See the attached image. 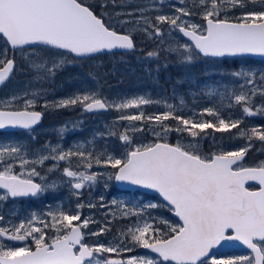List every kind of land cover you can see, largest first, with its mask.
<instances>
[{
    "label": "snow or ice",
    "instance_id": "6c2138e0",
    "mask_svg": "<svg viewBox=\"0 0 264 264\" xmlns=\"http://www.w3.org/2000/svg\"><path fill=\"white\" fill-rule=\"evenodd\" d=\"M249 2L259 3L261 10L242 12L238 16L233 14L234 18H229V11L244 8ZM111 3L115 5L116 0H111ZM180 3L184 4L185 0H180ZM195 6L199 7V13H193L187 7L176 8L179 15L158 14L155 22L144 15L146 9H137V22L143 21L141 30L150 38L163 36L159 27L161 24H167L170 30L188 37L193 42L192 46L184 44L170 49L180 52L182 62L192 63L201 55L206 58L264 57V0H195ZM103 7H107V0ZM197 14L204 21L203 25L182 19ZM127 15L135 13L129 12ZM129 22L119 21L121 24ZM0 40L5 45L0 50V85L16 69L14 57L17 50L21 53L31 51L33 55L36 51L34 46L56 50L60 59L39 60L34 55L30 62L38 78H48L55 76L66 63L72 62L64 59L65 56L86 58L101 52L131 50L135 47L130 34L118 33L105 23L103 15L98 16L83 0H0ZM9 51L13 53L12 58L8 56ZM155 55L158 53H148L149 57ZM231 75L251 85L247 91L233 93L242 113L246 116L264 114V104L254 108L255 97H264V73L241 68ZM27 95H14L0 101L5 109L0 110V130H31L39 123L42 113L30 110L39 93H31L32 99L25 98ZM17 99H23V109L7 110ZM152 102L140 97L111 104L96 93L85 92L61 100L56 106L79 104L83 110L92 112L110 107L139 108ZM205 113L214 120L197 121L176 116L171 111L147 117L141 111L122 115L120 119L156 121L161 123L164 133L170 128L162 122L173 119L183 126H178L176 131H187L193 137L199 135L195 129H199V132L206 129L215 132L238 129L233 135L246 138L248 143L237 150L205 156L181 144L158 142L133 146L131 138L121 134L119 138L126 147L120 156L104 152L93 155L79 148L64 151L46 146L35 159H29L19 146L0 147V189L4 190L0 194V201L36 197L54 189L55 184L34 181L33 177L41 175L36 165L52 160L55 163L49 171H54L63 161L62 175L69 178L78 197L81 195L79 190L95 184L97 176L103 175L87 170L94 165L110 167L114 171L108 176L109 179L155 191L180 221L173 225L160 219L159 223L167 227V231H164L154 225L152 221L155 217H151L150 213L149 219H144L145 210L155 209L159 207L158 204L149 202L139 210L125 207L121 212L122 217L136 216L139 219L120 233L115 246H105L102 243L89 245L83 242L85 233L82 228H86L90 220H81L78 211H49L47 216L51 217L50 221L33 214L31 219L16 225L0 223V264H264V161L250 167L241 163L252 146L253 138L264 142V130L258 127L240 129L242 120H226L212 108L205 109L199 115ZM134 130L142 131L139 127ZM16 162L19 163V172L14 171ZM28 165L32 167H26ZM249 182L259 185L258 190H253ZM112 203L116 204L117 201L113 200ZM88 206L95 205L89 203ZM82 207L83 204L77 205V208ZM4 220V216L0 215V222ZM45 229H53L55 235L47 239ZM105 230L101 228L91 235H100ZM7 241H30L34 243V248L30 243L10 246ZM224 242H240L250 249V254L217 258L212 250ZM136 247L148 249L158 254L160 259L103 255L107 253L120 257L123 253L133 252Z\"/></svg>",
    "mask_w": 264,
    "mask_h": 264
},
{
    "label": "rangeland",
    "instance_id": "374dc122",
    "mask_svg": "<svg viewBox=\"0 0 264 264\" xmlns=\"http://www.w3.org/2000/svg\"><path fill=\"white\" fill-rule=\"evenodd\" d=\"M83 2L97 11L98 16L103 15L106 24H110L113 28L119 27L132 37L135 36L137 44L142 45L139 52L126 55H105L87 60H74L75 63H66L65 68L68 70H70V66V68H78L81 80L76 81L71 75L62 78L58 72L52 77L43 78L40 76L38 78V74L32 69L30 62L34 58V55L39 60L50 61L61 58L57 55V51L44 48L36 50L34 55L31 51L24 53L16 51L14 58L18 63L17 69L15 75L9 80V83L1 89L0 101H4L14 95L23 96L24 93L28 94L25 98L32 99L31 93L37 92L39 95L35 97L36 103L30 110L44 113L46 119L34 132H27L22 135L0 133V147L9 145L19 146L27 153L29 159H35L36 156L43 152L46 146L57 147L64 151L79 148L84 152H92L93 155L104 152L120 156L126 147L119 138L121 134H127L131 138L133 146L157 142H166L172 145L181 144L188 150H195L205 156H210L221 151L237 150L248 143L246 138L233 135V133L238 132V129H232L231 132L207 130V133L201 134L198 132V129H195L194 131H197L199 135L193 137L187 131H176L175 129L178 126L181 128L183 126L179 125V121L173 119L162 122L163 125H167L170 128V131L167 133L163 132L161 123L156 121H128L120 119L122 115L137 114L141 111L145 117L171 111L176 116L191 118L197 121H208V118L213 117L208 116L206 113L203 116L199 115V113L207 108L218 111L226 119L228 113H233L232 107L239 106L237 112L239 113V119L242 120L240 129L258 127L264 130V114L246 116L242 113L241 106L234 101L233 93L247 91L251 87L243 79L232 76V79L229 81H221L222 78L220 77L210 81L211 79L208 78V82L203 83L198 91L187 89V93L185 94L181 85L186 82L179 78H173L174 73L167 71L170 69L168 62H172L171 64L175 67L172 68L174 70L178 68L176 66L177 63L179 66L186 65L188 67L196 65L199 69L202 66H206L208 72L210 70L216 73L221 71L220 61L223 59L202 58L198 56L192 63L182 62L180 52L170 49H177L179 45L184 44L192 46V44L185 41L180 36L179 31L170 30L167 24H161L159 27L163 31V36L161 38H150L146 32L141 30L144 27L143 21L137 22L139 16V13L136 12L137 9H146L144 15L149 17L153 22H155V16L158 14L179 15L175 9L181 7H187L193 13H199L200 9L198 6H195V0H185L184 4H181L180 0H116L115 5L111 3V0H107L106 8L103 7L106 0H83ZM244 9L245 7L240 8L237 13L240 15ZM251 9H253L252 11H259L261 10V6L259 3L253 4ZM129 12L135 13V15H127ZM229 12L232 14L234 9ZM117 13L120 14L117 15ZM182 19L201 25L204 24V21L198 14L182 17ZM124 20L130 22L126 24L119 23V21ZM149 52H157L158 55L149 57ZM168 55L175 56L170 58L176 62L174 63L172 60L166 62ZM63 58L70 60L69 55ZM198 64H202L201 67ZM162 65L164 66V72L161 77ZM241 68L256 73H264V64L254 59L248 60L243 58L241 60ZM27 69H32L34 76H25ZM231 73L228 74L231 75ZM109 74H111V77ZM187 78L188 76H185L184 80ZM161 79L166 81L168 85H162ZM189 79L191 80L192 78ZM242 85L244 86L243 88L241 87ZM85 92L96 93L100 98L105 99L111 104H120L140 97L153 102L140 105L139 108L117 109L110 107L106 113L99 114H89L79 104L69 105L68 107L56 106L61 100L67 99L74 94ZM261 104H264V97L257 95L254 99V108ZM229 105L232 106L229 107ZM61 108H69L68 113L53 112L55 109ZM22 109L23 99H17L7 110ZM0 110H5L3 103H0ZM137 127L141 128L142 131H135L134 129ZM62 129L63 131H61ZM156 133L160 135L157 136ZM251 145V148L247 152L248 157L264 155V142L253 138ZM44 154L47 153L44 152ZM54 163L52 160H47L43 165H36L37 171L41 175L33 177V179H39L42 184L56 185L54 189H49L40 195L39 204L41 206L27 209L28 204H26L25 206L27 207L25 209L23 208L24 205L9 198L0 201V215H3L5 218L4 222L0 223L8 224L10 222L11 225H16L21 221L31 219L33 214L47 219L49 211H78L81 218H88L90 220L88 226L85 228L88 234L91 235L92 232L100 230L98 224L104 227L102 218L106 214L103 212L94 214L91 211H86L83 207L77 208L78 204H86L78 200L81 195L78 197L74 194L77 190L71 187L69 178L62 175L63 161L60 162L56 170L49 171ZM243 166L247 167L248 165L244 164ZM26 167L30 168L32 165ZM14 171H20L18 162L15 163ZM87 171L103 173V175L97 176V181L93 184L95 187L98 184V180L111 182L112 179H109L108 176L114 170L110 167L94 165L92 169ZM65 191L67 192L65 193ZM71 199L75 200L72 202ZM114 200L117 201L113 205L117 207L116 211L119 212V217L125 218L124 220L127 221V224H122L125 229L132 225L134 221H137L133 220L134 216H121V212L125 207L129 209L137 208L139 210L141 206L149 202L154 203L152 200H147L148 202H146L145 198L140 194L124 195ZM47 220L50 221L51 217ZM128 220H131V222L128 223ZM109 231H112V227L106 229L103 233H108ZM117 242L116 238L111 237L108 240H97L94 245L102 243L105 246L110 244L115 246Z\"/></svg>",
    "mask_w": 264,
    "mask_h": 264
},
{
    "label": "flooded vegetation",
    "instance_id": "af4514ba",
    "mask_svg": "<svg viewBox=\"0 0 264 264\" xmlns=\"http://www.w3.org/2000/svg\"><path fill=\"white\" fill-rule=\"evenodd\" d=\"M45 115V114H44ZM46 119V115H45ZM35 130L31 131H10V132H4L0 131V133H10V134H25L27 132H34ZM264 155H258L255 157H248V154H246V159L244 161V164L248 165L247 167L250 166H255L257 165L260 161H264L263 158ZM243 164V165H244ZM35 182L37 183H42L39 179H34ZM251 188L253 190H258L259 185L257 184H250ZM67 191H65L66 193ZM81 193V197L78 198L79 201H82L86 205H84V209L86 211H91L94 214H97L99 212H103L106 214L105 217L102 218L104 227L102 225L98 224V227L108 229L112 227V231H109L108 233H102L99 236H91L88 234V231L85 228H82V231L85 233L84 236V243L89 244V245H94L97 240L103 239V240H108L109 238L113 237L116 238L118 241V238H120V233L125 230V227H123L122 224H127V221L124 220L125 218H120L119 217V212L116 211L117 207L113 205L112 201L114 199H118L119 197H123L124 195H130V192L121 190L119 186L117 185L115 180H112L111 182L107 181H101L98 180V184L94 187L93 185L91 186H85V188L79 190ZM0 193H4V191L0 190ZM142 196L145 198L146 202L147 200H152L154 203L158 204L160 206L155 208V209H146L144 212V219H149V213L151 214V217H155V220L152 222L154 223L155 226L160 227L164 231H167V227L164 224H160L159 220L160 219H168L167 221L173 225H177L180 223L179 219L175 218L172 216V211L170 210V206L162 202V200L155 195H147V194H142ZM39 197L40 195L36 197H32L31 199L27 198H20L13 200L12 201H18L21 205H24L23 208L26 209L28 204V208H38L41 206L39 204ZM103 197V199H101ZM75 199H71L73 202ZM49 201V199H48ZM89 203L92 205H95L94 207H89ZM37 204V205H36ZM86 214V213H85ZM49 219V217H46ZM82 220L84 218H81ZM139 218L134 216L133 220H138ZM131 222V220H128V223ZM78 223V222H76ZM47 233V239H50L55 235V232L53 229H45ZM10 246H20L22 243L18 242H13V241H7ZM23 243H30V245L34 248V243L29 242H23ZM131 246V245H129ZM250 254V249H248L245 245H242L240 247L236 248H230L227 249L223 252L216 253V257L225 259V258H231V257H239L242 255H247ZM103 255H112L113 258H127L128 256H148V258L152 259H160L158 255L152 253L151 251L147 249H143L140 247H136L135 250L131 253H123L122 256L118 257L115 254H103Z\"/></svg>",
    "mask_w": 264,
    "mask_h": 264
},
{
    "label": "trees",
    "instance_id": "16d2710c",
    "mask_svg": "<svg viewBox=\"0 0 264 264\" xmlns=\"http://www.w3.org/2000/svg\"><path fill=\"white\" fill-rule=\"evenodd\" d=\"M253 6V4H251L250 2L246 4L245 6V9L242 11V12H247V11H252L253 9H251ZM91 7V6H90ZM240 10L239 7L237 8H234V12L231 14V12H228V16L230 19H233L234 16L233 14H235L236 16L239 15V13H237L238 11ZM231 15H230V14ZM117 32H120V33H127L125 30L119 28V27H115L114 28ZM134 40L137 41V38L135 36H133ZM138 45V44H137ZM142 45H138V51L140 50V47ZM5 47L4 45V42L3 40H0V50H2L3 48ZM41 49H44V48H38L36 50H41ZM9 57H12L13 56V53L11 51H9V54H8ZM175 57L173 55H168V58H166V62L167 61H170L172 60L171 58ZM70 60L72 61V63H75V61L73 60V58L70 57ZM241 60H243V58H235V59H223L222 61H220V68H221V71L219 72H216V73H213L212 71L209 70L208 72V68L206 66H202V64H198L201 68L199 69V67H197L196 65H193V66H186V65H181L179 66L177 63H176V66H178L177 69H172V68H175L174 65H172L171 63L172 62H168L170 65H169V70H167L168 72H173V78H179L181 80H183L184 84L181 85V87L184 89V93L186 94L187 92V89H192L194 91H198V89H200L203 85V83H206L208 82V78H210L212 81L213 79H218L219 77L222 78L221 81H229L232 79V75H229L228 73L230 72H233V71H238L240 70V66H241ZM248 60H252V59H248ZM173 61V60H172ZM165 62V61H163ZM174 63L176 61H173ZM262 62V61H261ZM264 64V62H262ZM166 64V63H164ZM71 67V66H70ZM70 70L66 69L65 66L61 69V70H57L58 74H61L60 76L62 78H66V77H69L68 75H71L73 76L74 79H76V81H80L81 80V74L80 72L78 71V68H70ZM163 65H162V69H161V77L163 75V72H164V69H163ZM56 72V74H57ZM27 77H31V76H34V73L32 71V69H27V73H25ZM110 77H111V74H109ZM185 76H188L187 79L189 78H192L191 80H184ZM161 82H162V85H168V83L164 80L161 79ZM239 106H236V107H232V112L233 113H226L227 116H226V120H236V119H239V113L237 112ZM68 110L69 108H61V109H55L53 112L54 113H68ZM208 121H213L214 118H208L207 119ZM207 130H213V129H206L205 132H199V129H198V132L201 134V133H207ZM206 136V135H205ZM210 142V141H209Z\"/></svg>",
    "mask_w": 264,
    "mask_h": 264
},
{
    "label": "water",
    "instance_id": "95a60500",
    "mask_svg": "<svg viewBox=\"0 0 264 264\" xmlns=\"http://www.w3.org/2000/svg\"><path fill=\"white\" fill-rule=\"evenodd\" d=\"M181 34V36L185 39V40H187V41H189L190 43H192L193 44V42L188 38V37H186V36H184L182 33H180ZM133 42H134V40H133ZM134 45H135V42H134ZM35 48H41V47H39V46H34ZM52 50H54V49H52ZM136 50V46L133 48V49H131V50H121V49H117V50H113V52H101V53H97V54H94L93 56H90V57H95V56H100V55H107V54H115V53H132V52H134ZM202 56V55H201ZM90 57H86V58H75V59H87V58H90ZM203 57V56H202ZM246 57H249V58H254V59H258V60H262V61H264V57H260V56H246ZM226 58H236V57H226ZM15 64H16V62H15ZM16 70V69H15ZM15 70H14V72L12 73V75L9 77V79L3 84V85H0V89L3 87V86H5L8 82H9V80L11 79V77L14 75V73H15ZM108 110V109H107ZM107 110H97V111H92V112H88V113H101V112H106ZM41 113V112H40ZM43 119H44V116H43V114H42V116H41V119H40V121H39V123H37L36 125H34L33 126V128L31 129V130H33V129H35V128H37V127H39L41 124H42V122H43ZM0 131H28V130H25V129H19V128H7V129H4V130H0ZM159 143H162V142H159ZM246 156V155H245ZM244 159H245V157H244ZM244 161V160H243ZM243 161L241 162V163H243ZM117 182V181H116ZM117 184H118V186L120 187V189H122V190H125V191H131V192H136V191H141V192H145V193H149V194H155V195H158L159 196V194L158 193H156L155 191H153V190H150V189H144V188H142V187H139V186H133V185H129V184H126V183H122V182H117ZM250 184H256L255 182H249V185ZM0 190H3V189H0ZM160 197V196H159ZM20 198H32L31 196L30 197H18V198H14V199H20ZM162 200H163V198L162 197H160ZM11 199H13V198H11ZM164 201V200H163ZM164 202H166V201H164ZM173 216L175 217V218H178V217H176L175 216V214L173 213ZM16 242H18V241H16ZM18 243H23V242H18ZM240 246H242V244L240 243V242H224L219 248H215V249H213L212 251H213V253H219V252H223V251H225V250H227V249H230V248H236V247H240ZM156 254V253H155Z\"/></svg>",
    "mask_w": 264,
    "mask_h": 264
},
{
    "label": "bare ground",
    "instance_id": "6f19581e",
    "mask_svg": "<svg viewBox=\"0 0 264 264\" xmlns=\"http://www.w3.org/2000/svg\"><path fill=\"white\" fill-rule=\"evenodd\" d=\"M138 51V45H136V50L134 51V53H136ZM114 79V78H113Z\"/></svg>",
    "mask_w": 264,
    "mask_h": 264
}]
</instances>
